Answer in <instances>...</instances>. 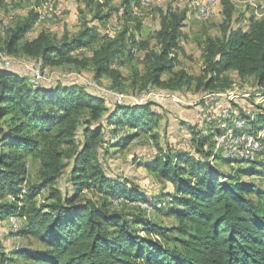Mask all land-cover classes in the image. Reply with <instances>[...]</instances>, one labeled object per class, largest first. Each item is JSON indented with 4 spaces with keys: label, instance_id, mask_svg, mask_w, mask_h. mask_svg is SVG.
<instances>
[{
    "label": "trees",
    "instance_id": "16d2710c",
    "mask_svg": "<svg viewBox=\"0 0 264 264\" xmlns=\"http://www.w3.org/2000/svg\"><path fill=\"white\" fill-rule=\"evenodd\" d=\"M84 1L97 10L93 19L100 26L84 17L72 35L58 38L42 31L20 44L38 19V12L31 11L10 30L7 52L37 58L44 67H91L95 79L107 76L112 89H122L131 78L138 91L150 86L179 90L195 84L197 90L220 92L234 85L229 71L264 87V19L229 28L234 9L230 0H224L222 35H207L202 42V74L175 70L189 9L168 8L160 11V28L154 36L157 46L147 40L139 45L140 51L145 49L144 69L136 67L128 78L119 65L132 51L128 41L141 22L137 21L136 29L127 23L114 37L101 36L99 29L120 9L125 8L127 16L134 0H124L122 7L114 6L115 0ZM97 39L100 43L92 56L76 55ZM1 45L2 38L0 49ZM255 102V109L248 112L235 104L240 111L232 117L244 120L246 129L259 134L264 129V105ZM158 117L151 103L111 108L106 98L79 82L45 87L0 67V219L20 216L23 221L14 235L41 243L36 249L8 250L0 238V264H16L18 256L29 260L24 264H264V188L244 178L264 176V136L255 160L231 159L223 149L214 151V136L222 129L210 121L204 133L189 126L194 153H171L162 150L159 132H154ZM107 125L132 129L118 140L123 148L144 133L151 135L161 154L139 164L169 182L172 192L147 198L139 184L107 174L101 159V151H109L104 147ZM217 162L230 165L231 170L221 171ZM30 163L38 165V182L30 178ZM68 165L71 192L55 186ZM47 188L51 201L42 203L39 197ZM86 190L105 198L97 202L84 195ZM120 197L159 208L177 223L168 226L149 220L144 209L135 214L115 211L114 200Z\"/></svg>",
    "mask_w": 264,
    "mask_h": 264
},
{
    "label": "rangeland",
    "instance_id": "374dc122",
    "mask_svg": "<svg viewBox=\"0 0 264 264\" xmlns=\"http://www.w3.org/2000/svg\"><path fill=\"white\" fill-rule=\"evenodd\" d=\"M44 1L45 0H15L13 2H8L5 0L0 4V38H2L0 54L10 56L11 61L7 68H12L10 70L23 75L31 83H35L33 81V71H29L25 68V65L35 70L39 68L43 72L44 79L48 82L51 81L49 85L40 83L45 87L58 84H74L78 82V79H82L81 81H92L96 86L92 89L89 88V90L100 97L106 98L111 108H113L115 104L125 106L151 103L152 109L156 110L159 114V117L156 119L158 125L154 132H159V143L163 151L176 153L180 150H187L188 152L194 153V149L190 142L192 131L189 129V126L197 127L204 133V131L208 130L210 121H213L215 126H217L221 121H230V114L232 116H234L236 112L239 114L240 110L235 104L242 107L245 112L255 109L256 106L252 103L253 101H256L255 104L264 105V99L261 96H264V87L257 85L253 78L242 80L235 71L227 72V75L234 80V85L231 90L228 89L226 91L211 93L210 91L197 90L195 84H193L192 86H184L179 90H166L157 86H150L144 91H138L137 88L135 89L132 87V80L128 77H130V74L136 67L142 70L144 69L142 60L145 55V49L141 48L138 54L133 52L132 49L136 46L135 37L131 38L135 44L128 46V49L132 51L129 52L128 55L126 53V55L123 56L126 62L119 65V68L128 78L122 89H112L107 76L102 77L100 80L95 79L91 67L84 68L81 64H64L61 66L47 65L44 67L39 59L38 61L33 57H28L21 53L12 54L7 52L5 41L9 36L10 30L15 27L20 20L28 16L31 11L38 12L39 14V10L42 9ZM123 1L124 0H115L113 4L114 6L122 7L123 4L121 3ZM219 1V13L209 22H196L192 17L188 16L184 27L185 35L181 41L182 50L179 52L175 70L184 69L194 76L202 74L204 68L202 42L207 35L221 36L223 32L222 26L226 20L224 15V0ZM246 1L247 0L238 3V6L233 5V15L227 24L229 28H235L242 24L246 25L247 19H251L252 21L264 19V5L261 4L264 0L255 1L260 8V16L255 15V9L257 7L250 6ZM134 2H136L135 4L139 3V9L143 15L134 14L130 8L127 16L115 13L114 18L109 19L100 27V35L110 34L111 36L112 33V36H115L125 28L127 23L133 26L132 28L135 27L136 29L138 24L137 21L139 20L142 25L139 24V30L141 29L140 31L142 32V35L139 34V36L142 40L149 41L150 46L156 47L157 42L154 36L155 32L160 28V11H166L168 8L178 10L190 9L191 0H149L146 4H143V0H134L131 4H134ZM54 9L55 12L53 16L51 18L47 17L42 19L40 24L36 27L33 25L20 44L27 39H33V37L37 36L42 31L52 36H58V38H61L65 33L72 35L81 28L84 17L90 21V24L100 26V23L93 19L97 10L88 7L84 0H55ZM103 10L106 12L108 8H104ZM99 43L100 39H97L93 42L91 47H82L78 49L76 55L81 56L80 54L84 53L82 56H92L93 50ZM168 76L169 74H166L164 77L167 78ZM81 81H79V83L82 84ZM255 95H257L256 98ZM205 115L208 116L205 118ZM204 122L207 123L206 126ZM131 130L130 127L122 128L116 125H107L105 137L108 141L107 145L104 147H107L109 151L108 153L104 152V150L101 151V159L107 174L111 176H120L139 184L141 191L147 198L157 196L161 193L167 194L166 192H172L173 186L169 182L162 179L155 172L139 164V162H144L146 159H154L155 156L161 154L157 142L149 133L142 134L140 137L133 140L126 148L119 146L118 140L120 136ZM78 139H82L81 132ZM115 143L116 146H111L112 144L115 145ZM215 143V149L220 150V145L222 144L220 143L219 145V142L217 143L216 141ZM240 165L241 164L237 163L234 164L236 167ZM216 166L221 171L228 172L231 170L230 165H225L222 162H217ZM70 170L71 165H68L65 174L61 177L59 182L55 184L56 187H62L66 192L72 191V185L68 180ZM38 177V165L30 163V178L33 182H38ZM244 178L264 188V176L253 175L245 176ZM49 192L50 189L47 188L42 193L39 197L40 202L51 201L49 199ZM84 195L93 198L97 202L105 198L99 193L96 194L88 190L84 192ZM145 204L146 203L143 202L139 203V201L129 202L125 199H115L112 209L119 212L131 211L134 214L138 211L143 213L144 211L142 209H144L146 210L144 213L149 220L168 226L177 223L174 217L163 211L160 212L159 208L152 207L150 204ZM166 205L167 204L164 206ZM136 228L140 230L142 227L138 226ZM140 232L142 235H145L143 231ZM14 234L15 231L13 230L12 222L8 220V217L4 218L3 221L0 219V238L4 240L5 247L8 250L20 248L36 249L41 247V243L32 237ZM15 258L16 264H24L29 261L22 256Z\"/></svg>",
    "mask_w": 264,
    "mask_h": 264
},
{
    "label": "built area",
    "instance_id": "2783aa9c",
    "mask_svg": "<svg viewBox=\"0 0 264 264\" xmlns=\"http://www.w3.org/2000/svg\"><path fill=\"white\" fill-rule=\"evenodd\" d=\"M8 2H13L15 0H7ZM149 0H143V4H146ZM234 5L238 6V3L245 2V0H230ZM256 0H247L246 3H249L252 7H257L255 9V15L260 16V8L255 3ZM55 0H45L42 9L39 10L38 19L34 24V27L38 26L42 19L51 18L55 12L54 9ZM139 4V3H138ZM138 4H131L129 7L130 10L136 15H143L141 10L139 9ZM264 5V2H261ZM189 17H192L196 22L206 23L213 20L219 13L220 1L219 0H191L189 6ZM125 13V8L120 9L117 14L123 15ZM247 23L249 20L247 19ZM142 38L137 35L135 37L136 46L132 49L135 54L139 53V44L141 43ZM7 55V54H6ZM37 59V58H35ZM38 60V59H37ZM11 61L10 56L0 54V66L1 68L9 67L8 64ZM39 61V60H38ZM41 63V61H40ZM34 65V64H32ZM42 65V64H41ZM39 66V65H38ZM29 71H33V81L36 84H51V81L48 82L44 79L43 72L38 68L37 70L33 69L30 66L25 65ZM12 69V68H7ZM82 79H78L77 81H81ZM87 88H93L96 84L92 81H81ZM259 96V95H258ZM264 99V96L261 95ZM218 127L222 129L221 133H218L214 136V140L222 145H220V149H223V154L225 157L231 159L243 160L247 163L255 160L259 151L261 150V140L260 138L264 136V129L259 132V134H255L250 130L246 129V122L240 118L232 117L230 114V121H221L218 124ZM207 131V130H206ZM239 131V132H238ZM207 133V132H206ZM224 142V143H223ZM123 199V198H117ZM141 203V202H139ZM146 205V204H145ZM21 220H20V219ZM8 220L12 222L13 230L16 232L19 226L22 224V218L17 215H12L8 217ZM20 223V224H19ZM10 239V238H8Z\"/></svg>",
    "mask_w": 264,
    "mask_h": 264
},
{
    "label": "crops",
    "instance_id": "0c3cea01",
    "mask_svg": "<svg viewBox=\"0 0 264 264\" xmlns=\"http://www.w3.org/2000/svg\"><path fill=\"white\" fill-rule=\"evenodd\" d=\"M115 15V14H114ZM114 15L110 18V19H112V18H114ZM117 16V15H116ZM133 27V26H132ZM132 29H134V28H132ZM141 30V29H140ZM140 30H133V36L134 37H136L137 35H142V32L140 31ZM183 30H184V28H183ZM110 35V34H109ZM36 37V36H35ZM111 37H114V36H112V33H111ZM34 38V37H33ZM133 44H135L134 43V41L133 40H131V41H128V45L127 46H129V45H133ZM140 45V44H139ZM138 45V46H139ZM231 90V89H230ZM235 112H236V110H235ZM237 113V112H236ZM206 116H208V115H205V118H206ZM216 150H218V149H215L214 151H216ZM147 160H149V159H146L144 162H146ZM142 168V167H141ZM2 221L4 220V219H1Z\"/></svg>",
    "mask_w": 264,
    "mask_h": 264
}]
</instances>
